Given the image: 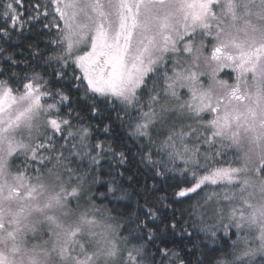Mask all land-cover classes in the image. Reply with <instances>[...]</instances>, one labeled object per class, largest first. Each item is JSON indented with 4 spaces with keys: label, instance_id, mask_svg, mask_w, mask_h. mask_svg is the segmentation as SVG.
Wrapping results in <instances>:
<instances>
[{
    "label": "snow or ice",
    "instance_id": "6c2138e0",
    "mask_svg": "<svg viewBox=\"0 0 264 264\" xmlns=\"http://www.w3.org/2000/svg\"><path fill=\"white\" fill-rule=\"evenodd\" d=\"M24 7L0 0V264H264V0H34L18 60Z\"/></svg>",
    "mask_w": 264,
    "mask_h": 264
},
{
    "label": "trees",
    "instance_id": "16d2710c",
    "mask_svg": "<svg viewBox=\"0 0 264 264\" xmlns=\"http://www.w3.org/2000/svg\"><path fill=\"white\" fill-rule=\"evenodd\" d=\"M31 2H34V0H24L25 7H24V9H22V11L24 13V15H23L24 28H23V31L20 33L18 38H17L16 34L13 35V40L11 42V50L15 51L17 53V59L18 60H23L25 58H29V60H30L28 45L33 44V43H39L40 47L43 48L44 44L40 43V42L43 39H46V37H41L39 35V29L41 28L40 24H35V27H32L31 24H29V22H28L30 11L28 10L27 6ZM5 46L7 47L8 45H5ZM21 51L23 52V55H21ZM32 66L35 67V63H33ZM21 68H23V65H21ZM37 70L43 71V69H39V68ZM19 71L20 70L18 69V72ZM51 71H52L51 69H48L49 73H51ZM74 71H75L76 75H79L78 70H75L73 67H69L67 69V72L69 73V77L71 76V74ZM221 75H223V74H221ZM51 78L55 81L54 77H51ZM224 78H226V77H224ZM72 83L73 82L70 80V78H66L65 81L55 83V87L64 88L72 96L73 100L77 101L80 94L73 87H71ZM73 107H75L77 111H80L82 105L78 106L77 104L74 103ZM98 107H100L101 109H104V116L105 117L109 116V110L106 108V106L103 103L98 102ZM82 115L84 116L85 120L89 121L93 125L100 124L101 129L103 128V125L105 123L111 122L109 119L100 120V119L91 118L90 112H87V111L82 112ZM94 136H95V138H98V139L104 140V141L111 140V142L113 143L114 146H118L120 144V142H122V141L126 142V143H130V141L127 140V137L124 133V130L119 127L118 123L113 124V130H112L111 135L105 134V133H103V131H95L94 130ZM134 151H135V149H134ZM21 159H23V158L21 157ZM17 163H19V161H17ZM126 175H133L134 176V180L132 182V190H135V191H139L141 189V187L146 183L147 184L152 183L151 172H149L147 170V168L139 162L138 156L133 160V163L130 166V171L128 173H126ZM156 182L160 183V179L158 178ZM167 184L171 185V187L166 188V191H167L169 198H170L169 203L172 204V192L175 190V186L176 185L185 186V185L183 184L182 178L179 175H177L175 177V179L168 180ZM125 187H128L127 183H125ZM103 190L104 189H100V191H103ZM136 200H137V197L133 196L131 200H129L127 202H122V204L119 207V211L121 213H123V215L125 217H128L130 214H134L136 212ZM97 203H100V201H97ZM142 203H143V201L141 200V204ZM172 206L176 209H181L183 207V205H180L178 203L172 204ZM110 207H111V205H110ZM218 235H220V234H218ZM199 236H200L201 241L205 240L203 233H200ZM233 238H235V237H233ZM193 239L195 241L196 238L194 237ZM185 243H187V241H185ZM190 246L191 245H189V247ZM196 258H197L196 256L192 257L194 264H195Z\"/></svg>",
    "mask_w": 264,
    "mask_h": 264
},
{
    "label": "rangeland",
    "instance_id": "374dc122",
    "mask_svg": "<svg viewBox=\"0 0 264 264\" xmlns=\"http://www.w3.org/2000/svg\"><path fill=\"white\" fill-rule=\"evenodd\" d=\"M78 73H79V71H78ZM80 74V73H79ZM235 74L233 73V76H234ZM23 158V157H22Z\"/></svg>",
    "mask_w": 264,
    "mask_h": 264
}]
</instances>
